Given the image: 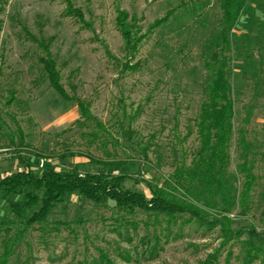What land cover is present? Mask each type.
Returning a JSON list of instances; mask_svg holds the SVG:
<instances>
[{"label":"rangeland","instance_id":"obj_1","mask_svg":"<svg viewBox=\"0 0 264 264\" xmlns=\"http://www.w3.org/2000/svg\"><path fill=\"white\" fill-rule=\"evenodd\" d=\"M219 18L217 0H0V174L18 167L16 151H37L52 163L68 153L73 162H84L87 153L106 158L74 131L75 102L82 101L118 139L117 159L141 162L150 181L167 178L198 145L193 120L203 99L201 50ZM123 29L137 43L132 58ZM230 37L236 116L229 171L239 191L243 129L256 175L250 209L242 214L236 206L229 214L235 231L224 237L219 228L161 218L148 231L140 222L129 240L115 230V215L88 206L79 211L84 222L74 224L76 234L59 223L31 230L9 264H97L101 253L113 264H264V0H246ZM40 59L55 65L70 100L52 88ZM121 121L137 132L135 144L120 136ZM19 131L27 147L16 146ZM148 142L143 159L140 148ZM70 211L71 219L75 208Z\"/></svg>","mask_w":264,"mask_h":264},{"label":"trees","instance_id":"obj_2","mask_svg":"<svg viewBox=\"0 0 264 264\" xmlns=\"http://www.w3.org/2000/svg\"><path fill=\"white\" fill-rule=\"evenodd\" d=\"M217 2L219 22L204 40L201 50L205 81L203 99L193 120L198 145L192 156L183 155L172 173L162 181H150L142 174L141 162L135 163L133 159L120 161L116 158L118 139L91 114L85 103L75 102L79 118L73 123L74 131L85 139L87 146L96 145L95 148L104 150L106 158L87 153L84 162H73L71 159L74 155L68 153L58 155L59 162L52 163L48 161L51 157H45L37 151H16L14 159L18 167L9 173L0 174V201L5 203V207L0 208V264L10 263L17 243L26 238L31 230L46 232L48 225L59 223L69 228L70 233L76 234L74 224L84 222L79 211L88 206L115 215V230L119 236L129 240V230L136 231L140 222L148 231L150 227L159 225L161 218L168 225L181 221L195 222L209 229L219 228L224 237L235 231L229 214L236 206L240 207L242 214L250 209L251 192L256 183L255 163L243 129L239 131L238 142L242 157L236 165V172L242 179L239 191L235 186L236 175L229 171L233 120L236 116L230 82V32L246 0ZM122 34L125 49L132 58L138 49L137 43L135 40L131 43L130 34L125 29ZM40 62L52 88L62 98L70 100L59 84L55 65L49 60L40 59ZM118 126L124 141L135 144L133 138L137 132L130 124L124 127V121H121ZM19 132L16 146L27 147ZM108 145L113 147L112 154L107 150ZM136 145L139 146L138 143ZM150 146L148 142L140 148L143 159H147ZM133 150L136 152V148ZM23 152L29 156L22 155ZM134 174H138V177ZM140 186L149 194L146 195ZM189 195L194 196V199L189 198ZM72 207L75 213L70 219ZM206 207L216 208L218 213L211 214ZM139 213H143L146 218L137 221ZM252 234L248 232V235ZM147 236L141 239L146 241ZM154 237L157 239V236ZM155 246H152L151 252ZM97 264L113 262L101 253V261Z\"/></svg>","mask_w":264,"mask_h":264}]
</instances>
